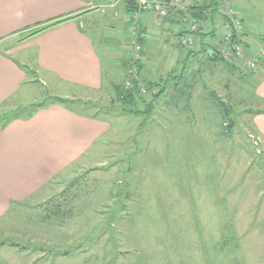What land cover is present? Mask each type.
Returning <instances> with one entry per match:
<instances>
[{
	"label": "rangeland",
	"instance_id": "rangeland-1",
	"mask_svg": "<svg viewBox=\"0 0 264 264\" xmlns=\"http://www.w3.org/2000/svg\"><path fill=\"white\" fill-rule=\"evenodd\" d=\"M214 1L194 3L193 10L213 9ZM258 1L264 3L223 1L227 28V5L228 13L233 8L241 16L245 8L260 17ZM100 27L94 41L107 71L104 88L70 102L96 108L109 130L88 162L0 218V264H264V145L254 123L261 105L250 85L235 73L224 76L221 64L203 68L209 50L181 80L180 51L161 60L163 48L151 35L153 55L145 63L143 48L134 64L131 32L120 38ZM111 40L122 46H108ZM130 78L145 91L134 106L116 94ZM180 81L194 85L190 98ZM151 82L158 86L149 90ZM39 86L31 101L49 103V90Z\"/></svg>",
	"mask_w": 264,
	"mask_h": 264
},
{
	"label": "crops",
	"instance_id": "crops-1",
	"mask_svg": "<svg viewBox=\"0 0 264 264\" xmlns=\"http://www.w3.org/2000/svg\"><path fill=\"white\" fill-rule=\"evenodd\" d=\"M196 2L208 4L209 0ZM109 4V0H0V111L4 112L0 118L7 116L0 121V218L12 205L25 204L36 198L70 167L88 162L90 149L104 140L109 126L100 118L102 114H97L96 108L83 107L81 110L52 99L70 103V99L80 95L79 92H97L104 88L107 71L94 41L95 32L101 25H107L113 34L118 32L120 38L125 35L124 30L132 35V26L125 20L127 4H120L117 9H112ZM254 6L255 12H261L260 17L245 8L240 11L243 19L250 20L246 24L249 43L246 61L259 58L264 48V3L258 1ZM204 7L190 14L200 22L199 41L201 45L205 44L200 46L197 42L199 46L193 50L180 46L184 35L177 16L162 20L150 13L143 14L135 39L140 32L143 34L144 62H148L155 51L149 43L150 35L157 42L154 46L163 48L162 54L158 55L161 60L165 59L162 56L179 50L181 59L177 63L182 66L189 51L197 53L217 48L227 26L218 6ZM216 8L218 10L214 11ZM198 12L201 13L200 20L195 17ZM257 21L258 27L254 26ZM103 41L106 43L107 40ZM108 42V46H122L113 40ZM115 55L116 52L109 57ZM199 56H195L191 64L197 62ZM219 64V61H210L203 68H214ZM221 65L225 68L224 76L225 71L231 77L235 73L253 90L261 105L256 109L254 123L264 145V56L255 72H249L243 66L229 69ZM244 69L248 74L241 71ZM192 71L202 74L201 69ZM39 85L49 90L50 102H44V107L33 112L20 114L19 109L41 104L30 99L32 89ZM180 86L183 85L177 87ZM184 86L180 92L186 91L190 98L194 85ZM10 104L13 105L11 109L8 108ZM18 104L23 106L18 107Z\"/></svg>",
	"mask_w": 264,
	"mask_h": 264
},
{
	"label": "built area",
	"instance_id": "built-area-1",
	"mask_svg": "<svg viewBox=\"0 0 264 264\" xmlns=\"http://www.w3.org/2000/svg\"><path fill=\"white\" fill-rule=\"evenodd\" d=\"M128 2H135L137 4L136 11L125 14V20L131 24L132 36L134 37L131 43L134 50L132 56L134 64H136L137 60H140L138 56L143 50L137 42V36L135 39V34L139 32V22L141 16L145 13L153 14L156 18L162 20L177 16L176 18L182 27V33L186 37L182 40V44L188 48L195 47V43H197L194 39L195 33L200 31L201 25L196 18L190 15L195 8L194 0H109V5L112 9H117L120 4H127ZM226 7L227 12L225 15L228 17V28L224 38L216 48V54L219 55L224 63L231 67L237 68L243 66L249 72H255L259 67L260 58L264 56V48H262L259 58L246 61V52L249 46L246 26L242 22L241 16H238L237 11L232 8V11L228 13L231 7L229 5ZM130 86L131 82L128 83L127 87Z\"/></svg>",
	"mask_w": 264,
	"mask_h": 264
},
{
	"label": "trees",
	"instance_id": "trees-1",
	"mask_svg": "<svg viewBox=\"0 0 264 264\" xmlns=\"http://www.w3.org/2000/svg\"><path fill=\"white\" fill-rule=\"evenodd\" d=\"M195 1V3H197L196 2V0H194ZM221 1V2H220ZM222 1L223 0H219V3H217L218 1L217 0H215L214 2H213V4H212V7L213 8H215V6H219V5H221L220 3H222ZM204 7V6H203ZM126 8L128 9V12H132V11H136L137 10V4L135 3V2H128L127 3V5H126ZM205 8V7H204ZM200 9H202V7H200V8H197V9H195V10H193L194 12H196V10H200ZM208 9H210V7L208 8ZM221 9V8H220ZM215 10H218L217 8L216 9H214V11ZM195 17H197L199 20H200V18H201V13H197L196 15H195ZM183 34V33H182ZM184 35V34H183ZM184 38H186L185 37V35L183 36ZM200 37H202V35H200ZM180 40V39H179ZM137 42H138V44L143 48L144 46H142V44H144V42H145V39H144V37H143V34H141V32H140V34H138V38H137ZM197 44V43H196ZM198 45V44H197ZM200 46H205V44H202L201 45V42H200V44H199ZM198 45V46H199ZM181 47H183V48H187V49H189V50H191L192 48L194 49V47H192V48H188V47H185V46H183V45H180ZM206 51H208V49H203L202 51L200 50V51H196L197 53H195V52H191V51H189L188 53H189V57H188V59L187 60H185L184 62V67H183V73H182V75H181V80H183V79H185L186 78V76H185V74L187 73V68H188V66L191 64V62L195 59V56L197 57L198 56V54H203L204 52H206ZM209 51H211L212 52V57H210V60L211 61H219V62H221V64H223V65H225V67L226 68H229V69H231L232 67L231 66H229V65H227L226 63H224L223 62V60L219 57V55H217L216 54V48H214L213 47V49H211V50H209ZM135 63H137V62H135ZM137 67V66H136ZM143 67H138V69H139V76H140V73L142 72V69ZM232 69H234V68H232ZM136 75H138V74H136ZM130 77H133L132 76V74L130 75ZM127 80V79H126ZM129 82H131V86L130 87H127V86H118V87H116V94H117V96L122 100V102H123V104H127L128 106H131V103L133 104L132 106H134V104H135V101L137 100V98H140V94H141V92H144L141 88H140V83L138 82V80H136V79H131L130 78V81ZM182 84V81H180V83L178 84V85H181ZM156 86H158V84H152V83H150L149 84V90H152V89H154V87H156ZM168 92V89H166V91L164 92V95L166 94ZM161 96H159V98H160ZM52 101H54V102H59V103H63V104H69L70 106L73 104V103H69L68 101H66V100H62V99H59V98H54V99H52ZM44 103H42V104H38V105H35V106H33L32 107V111L31 112H33L34 110H37V109H39V108H41V107H44ZM228 105H230V108H231V105L232 104H228ZM79 108H83L82 106H78ZM152 111H153V108L151 109V113H152ZM127 112H131V111H128L127 110ZM129 114H132V115H135L134 113H129Z\"/></svg>",
	"mask_w": 264,
	"mask_h": 264
}]
</instances>
